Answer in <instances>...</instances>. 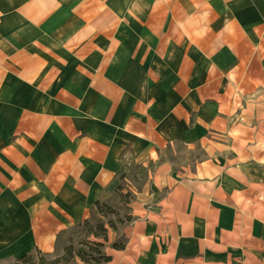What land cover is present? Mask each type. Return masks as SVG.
<instances>
[{"label":"crops","instance_id":"crops-1","mask_svg":"<svg viewBox=\"0 0 264 264\" xmlns=\"http://www.w3.org/2000/svg\"><path fill=\"white\" fill-rule=\"evenodd\" d=\"M122 182L103 264H264V0H0V264Z\"/></svg>","mask_w":264,"mask_h":264},{"label":"rangeland","instance_id":"rangeland-1","mask_svg":"<svg viewBox=\"0 0 264 264\" xmlns=\"http://www.w3.org/2000/svg\"><path fill=\"white\" fill-rule=\"evenodd\" d=\"M130 199V194L126 192L125 183L122 182L120 188L116 190L115 196L112 197L106 204L100 206V215H93L89 220L88 227L90 231H86L83 226L74 227L59 239L56 246V251L54 256H61L64 253V248L72 247L73 253L81 252L90 261V264H94L93 259L98 258L95 250L97 249L98 240L101 241L104 238L96 237L95 233L98 232L97 227L103 226L106 229L120 228L126 221H128L127 216V203ZM99 250V251H100ZM79 257L75 256L73 263ZM12 264V263H7Z\"/></svg>","mask_w":264,"mask_h":264},{"label":"trees","instance_id":"trees-1","mask_svg":"<svg viewBox=\"0 0 264 264\" xmlns=\"http://www.w3.org/2000/svg\"><path fill=\"white\" fill-rule=\"evenodd\" d=\"M96 209L94 210L95 215H100V205H96ZM129 220V218H128ZM89 222L85 221L82 224L77 225V227L83 226L85 230L90 231L88 227ZM98 232L95 233L96 237L106 239V229L103 226L97 227ZM124 244L122 242L116 243L113 245V248L116 250L123 249ZM102 248V244H97V249ZM100 250V249H99ZM95 250L98 258H94V264H103L109 261V258L103 254L100 250ZM75 256L79 257L82 262L85 264H90V261L82 254L81 252L74 254L72 247L64 248V253L61 256L55 257H47L39 251H35L32 254L25 255L21 258L16 259L12 264H72Z\"/></svg>","mask_w":264,"mask_h":264}]
</instances>
